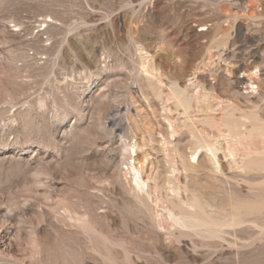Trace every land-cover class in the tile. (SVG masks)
<instances>
[{"label": "rangeland", "instance_id": "rangeland-1", "mask_svg": "<svg viewBox=\"0 0 264 264\" xmlns=\"http://www.w3.org/2000/svg\"><path fill=\"white\" fill-rule=\"evenodd\" d=\"M147 61L164 74L158 92ZM240 65L258 88L236 93ZM228 99L261 116L235 111L247 134L264 130V0H0V264H264V136L246 169L226 155ZM169 119L187 122L171 136L180 150L215 145L224 173L182 170L176 195ZM134 162L148 200H136ZM168 205L200 225L174 226Z\"/></svg>", "mask_w": 264, "mask_h": 264}, {"label": "bare ground", "instance_id": "bare-ground-1", "mask_svg": "<svg viewBox=\"0 0 264 264\" xmlns=\"http://www.w3.org/2000/svg\"><path fill=\"white\" fill-rule=\"evenodd\" d=\"M229 70L230 69H228L227 71H229ZM245 71L246 70H245L244 65L238 66L236 71H235V74H233V76H232V79H230L231 83L234 86L236 93H238V94H240L242 89H244V88L247 90H250L251 88L253 90H255V88H258V86H256V84L258 83V76L256 78V76L254 77L250 73L249 74L247 72L245 73ZM142 72L144 74H146L145 76L148 80L149 86L152 87L153 89L155 88V91L158 92L159 91L158 83H163V80L159 78V75L161 77H162V75H164V74H162L163 72H161L160 64L159 63H156V64L152 63L151 64L149 61H147L146 64L142 65ZM231 72H233V71H231ZM242 73H243V75H242ZM169 87H170L171 94L176 99L178 110L182 109L183 113L187 117H190L192 114V108L194 105H193L192 98L190 97L188 90L181 88L178 85V83L175 81H171ZM201 92L204 94L205 98H207L211 95V91L208 90V88H206L205 86L202 87ZM250 101H253V100L251 99ZM222 103H223V105L225 104V106H223V109H225L227 111V115L222 120H223L224 124L229 128L230 136L234 138V140L228 141V146L226 147V150L228 151L229 154H226V155L231 156L234 160H235L236 156L241 155L243 157V159H242L243 167H245V169H246V163L249 162L251 160V158H253L255 156L256 153H259L257 150H254L252 148L251 142H253L254 138L257 136H260V137L264 136V130H262L263 126H262L261 131H258V133L256 132L258 128L256 129L254 127L253 130L255 131V129H256V131H255L256 133L254 131L253 132L250 131V132H248L249 134H247V132H246V129L248 128L247 122H248V120H251L249 115H255L254 117H256V119L260 120V121H261V119H260L261 116H259L257 112H254L255 108L253 109L254 111H252V112H250V111L246 112L236 102H234L230 99H228V100H226V102H222ZM254 103H257V102H255V100H254ZM250 104H252V103H250ZM250 108H251V106H250ZM236 110L243 111V113H244L243 115L246 116L245 119H248V120L247 121L246 120L245 121L233 120L236 118L235 117V111ZM258 124H260V123H258ZM186 125H187V122L185 124H179V123L169 119L168 124L164 128L163 136H165L166 142L168 144L173 145L174 150L175 149L180 150V139L175 138V140H174V139H171V136H172V138H174L176 136V133L178 132L179 127L186 126ZM243 126H245L244 127L245 130H244ZM188 147L191 150L190 154H188L186 148H184V149L181 148V150H180V151H182L181 155H183L182 159H181V165L182 166L180 167V166H178V164L176 162H174L171 164V170H168V172H170V173L172 172V174H170V176L168 175L167 181L169 183H172L173 187H171V188H173L172 190H173V192H175L176 195L181 194L180 190H182V187H180V185H179L180 184V178L183 175L181 173L182 170H184L185 173L187 174L190 170H194L197 167H203V168L207 169V171H209L210 173L215 172L217 175L219 173L220 174L224 173L223 163L221 161L220 155L218 154V152L220 150V149H218V147H216L215 145H211L210 143L205 142V141L199 142V140L197 143H191V145H188ZM202 149H205L209 153V154H206L209 157L208 163H205L202 161V156H203L204 152L200 154V151H199ZM136 151H137L136 144L131 145L130 153L133 154V152H136ZM261 153L264 155V148H263ZM133 158H134V156H133ZM134 160H135V158H134ZM140 165H142V164H140ZM257 166H259V163ZM128 170H130V172H132V181L134 182V185H133L134 190L133 191H136V195L134 194L136 196V200L137 199H139L141 201L148 200V198L151 197V193H152L151 190L152 189H151L150 181L146 180L144 177L145 171H144L143 166H139V165L137 166L134 162V163L128 164ZM124 174L127 175V172H124ZM185 190H187L186 185H185ZM175 198H176V196L173 195V196L169 197L168 200L166 199L167 200L166 202H170V205H173L172 203H174ZM198 201L199 200H195L194 203H189L192 207H195V211L197 213L199 211H197L196 209L200 208L203 211L205 209V207L202 206L203 205L202 203L199 205L200 201L199 202ZM142 204H144V202ZM146 204H148V203H146ZM149 204H150V202H149ZM149 207H150V205H149ZM166 208H167L168 214H169V216H167L168 220H171L173 222L174 226L179 225L182 227L193 228V227L200 225V223H201L200 220L194 215V213L192 211L193 209L190 210V209L186 208L183 213L179 214V212L176 211V210H178L177 208L174 209L172 206H169V205ZM205 212L206 211H204V213ZM165 214L167 215V213H165ZM241 218H243V217H241ZM208 219H209V217H208ZM233 220H231V223ZM156 221L158 223V220H156ZM206 222H207V220H206ZM214 222H216V221H214ZM209 223L211 224V222H209ZM228 223H227V225H228ZM231 223H229V225ZM239 223H241V222H239ZM160 224H162V222H160ZM212 224H214V223H212ZM224 224H222V225H224ZM231 225H233V224H231ZM175 229H177V228H175ZM210 230L213 232L218 231V229L213 228V227L210 228ZM175 231H177V230H175Z\"/></svg>", "mask_w": 264, "mask_h": 264}]
</instances>
